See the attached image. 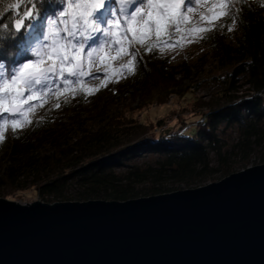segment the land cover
Wrapping results in <instances>:
<instances>
[{
  "label": "trees",
  "instance_id": "16d2710c",
  "mask_svg": "<svg viewBox=\"0 0 264 264\" xmlns=\"http://www.w3.org/2000/svg\"><path fill=\"white\" fill-rule=\"evenodd\" d=\"M13 2L15 0H0L3 25H12L18 16L17 11L8 10V4ZM229 3L232 6L229 19L239 26L236 39L225 41L217 34L218 29L210 39L216 44L222 66L231 68V81L225 89L235 87L239 76L245 75L250 87L245 95L223 92L221 96L229 99V103L205 111L195 127L183 132V126L161 130L163 120L160 118L149 124L122 112L109 115L105 101L100 106L96 102L86 107L92 119L100 123L97 128H88L83 119H76L79 114L76 109L84 101L62 98L34 119L29 130L10 129L8 132L10 147L5 152L8 157L0 170L3 193L8 195L19 187L28 171L33 175L39 193L48 202L55 200L49 195L62 196L70 182L84 189L73 197L78 199L126 200L160 194L168 190L167 183L162 182L166 179L162 175L147 179L146 172H134L136 178L128 176L127 180H122L116 169L126 159L143 151L162 153L165 156L162 174L170 171L171 178L177 182L185 180L191 186L205 171L213 170L210 153H222L218 135L221 124L245 125L248 135L253 136L248 141L258 144V138L264 136V130L258 134L257 125L264 120V5L251 0H230ZM40 7L43 13L54 12L55 0H42ZM17 35L22 40L23 30L16 34L11 27L0 26V43L3 44L0 62L7 67L15 61L21 49ZM180 73L154 50L145 58L144 64L138 65L140 85L133 89L134 98L141 101V106L152 103L154 98L158 103H166L169 94L185 90L184 77L178 76ZM238 97L241 103L236 102ZM57 103H60V108L55 109ZM198 104L203 106L208 102ZM68 110L71 111L66 114L70 115L69 118L63 120L61 117L57 124L52 123L59 113ZM182 122L187 123L185 120Z\"/></svg>",
  "mask_w": 264,
  "mask_h": 264
},
{
  "label": "water",
  "instance_id": "95a60500",
  "mask_svg": "<svg viewBox=\"0 0 264 264\" xmlns=\"http://www.w3.org/2000/svg\"><path fill=\"white\" fill-rule=\"evenodd\" d=\"M0 264H264V163L126 200L0 197Z\"/></svg>",
  "mask_w": 264,
  "mask_h": 264
},
{
  "label": "rangeland",
  "instance_id": "374dc122",
  "mask_svg": "<svg viewBox=\"0 0 264 264\" xmlns=\"http://www.w3.org/2000/svg\"><path fill=\"white\" fill-rule=\"evenodd\" d=\"M251 1L261 2V0ZM215 2L216 0H200L197 4L195 0H193V3L188 5L193 8V11L188 13L190 16L189 23L187 25H182V30L179 33H177L175 29H172L169 35L162 38L159 43H156V46L151 51L146 50L142 44L133 43L132 47L136 48L139 54L138 62L133 72H128L127 70L120 72L119 69L121 64L125 63L128 58H117L112 62V66L117 69V74L113 75L111 71H109V78L106 84L101 85L100 83L105 79L103 75H98L97 78H84V84L94 85L98 90H94L90 94L78 91L75 95H61L59 99L55 93L45 94L46 98L33 102V110L29 113L30 119L34 121V119L39 118L43 114V111L49 105L58 102L62 98L69 97L70 99L80 98V101H84V104L76 109L79 112L76 119L79 117L83 119L88 128H97L100 123L92 119L86 107L96 102L100 106L103 101H105V109L109 115L122 112L125 116H131L136 120L144 121L149 124L160 118L163 120L160 126L161 130L168 128L175 130L183 126L181 129V132H183L187 128L195 127L197 121L202 119L205 111L215 108L220 104L229 103V99L221 96L223 92H237L243 96L246 94L248 88H250L246 76L241 75L238 81L235 82V87H231L229 90L225 89L229 86L228 84L231 81L229 75L231 68L222 66L220 54H218L216 44L210 39V36L218 29L219 31L217 34L223 36L225 41H234L239 32V26L236 21H233L231 18L229 19L228 14L232 8L229 3L230 0H226L225 15L220 16L215 21L202 19V14L210 15L207 9ZM56 11L57 8L54 12H45L44 14L51 16ZM217 11H219V9H217ZM196 27L208 28L209 31H188V29ZM229 28H232V31H229ZM153 42L155 43L154 38ZM154 50L162 60L171 64L175 71L181 72L178 76L184 77L183 87L185 90L183 92H173L169 94L166 103H158L154 98L152 103H146L141 106V101L133 96V89L140 85L138 82V65H140V63L144 64L145 58L149 53L152 54ZM110 51L112 55H115L114 49ZM27 58H31V53L26 52L25 46L21 45L20 52L15 57V61L24 62ZM12 65L13 63L9 67L5 65V70H8ZM91 69L95 70L94 73H102L105 67L96 61L91 66ZM79 86V84L73 85L74 88H79ZM240 100L241 98L238 97L236 102L241 103ZM200 102H208V105L199 106L198 103ZM58 108L56 107L55 109ZM69 113H71V111L68 110L67 112L59 113L58 116L54 115L56 118L52 123L57 124L61 117H63V120H66L67 117H70V115H66ZM182 120H185L187 123L184 124ZM31 125L32 123L24 124L23 127L17 130L27 131L30 129ZM257 125L259 126L258 134H260L264 130V120L260 121ZM9 131L10 129L5 132L4 141L0 142V170L5 166L8 157L5 152L10 147ZM218 135L222 145L221 155L214 151L210 153V167L213 168V170L205 171L194 180L191 186H188L185 180L177 182L175 179L171 178L169 175L171 174L170 171H166L162 174V160L165 156L162 153L152 151H143L139 155L126 159L123 165L116 169V172L122 180H127L128 176L136 178L134 172H146L149 176L147 179H152L157 176L160 177V175H162L164 179L166 178L162 182L167 183L166 186L168 190L165 192H172L218 181L232 172L264 163V136L258 138V144H254L248 141V138L252 139L253 136L248 135L245 125H225V123L221 124ZM83 190L84 189L75 182H70L66 185L62 196L56 197V195L52 194L48 197H51L50 199L52 200L55 199L54 201L88 200L73 198ZM0 197L19 202H31L35 200L45 201L46 199V197L39 193V190L34 184L33 175L29 174L28 171L22 178L19 187L10 194H4L2 189H0Z\"/></svg>",
  "mask_w": 264,
  "mask_h": 264
},
{
  "label": "snow or ice",
  "instance_id": "6c2138e0",
  "mask_svg": "<svg viewBox=\"0 0 264 264\" xmlns=\"http://www.w3.org/2000/svg\"><path fill=\"white\" fill-rule=\"evenodd\" d=\"M41 2L15 0L8 4L9 11L18 13L13 24L3 25L0 21V26L11 27L16 34L23 30V39L17 35V40L31 53V58L13 62L8 70L0 62V142L8 129L16 131L33 123L29 116L33 102L46 98L45 94L55 93L58 99L78 91L90 94L98 89L84 84V78L103 75L105 79L100 83L106 84L109 71L117 74L112 66L117 58H128L120 72H133L139 58L133 43L151 51L172 29L181 32V26L190 21L188 13L193 11L188 6L193 0H187V4L186 0H55L57 11L49 16L43 13ZM225 5L226 0H216L207 9L210 15L202 14V19L215 21L225 15ZM188 31L209 29L196 27ZM96 61L105 67L102 73L90 71ZM54 107H60V103Z\"/></svg>",
  "mask_w": 264,
  "mask_h": 264
},
{
  "label": "bare ground",
  "instance_id": "6f19581e",
  "mask_svg": "<svg viewBox=\"0 0 264 264\" xmlns=\"http://www.w3.org/2000/svg\"><path fill=\"white\" fill-rule=\"evenodd\" d=\"M90 71H91V72H93V73L95 72V70H94V69H90Z\"/></svg>",
  "mask_w": 264,
  "mask_h": 264
},
{
  "label": "clouds",
  "instance_id": "9594fccd",
  "mask_svg": "<svg viewBox=\"0 0 264 264\" xmlns=\"http://www.w3.org/2000/svg\"><path fill=\"white\" fill-rule=\"evenodd\" d=\"M261 3L264 4V0H261Z\"/></svg>",
  "mask_w": 264,
  "mask_h": 264
}]
</instances>
